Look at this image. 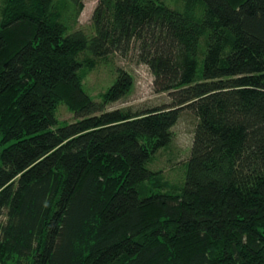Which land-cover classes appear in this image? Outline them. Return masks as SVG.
<instances>
[{
	"label": "trees",
	"instance_id": "obj_1",
	"mask_svg": "<svg viewBox=\"0 0 264 264\" xmlns=\"http://www.w3.org/2000/svg\"><path fill=\"white\" fill-rule=\"evenodd\" d=\"M82 10L0 0V264H264V0H97L90 34ZM134 49L170 105L107 111L132 77L100 103L84 77ZM184 110L185 179L166 187L148 164Z\"/></svg>",
	"mask_w": 264,
	"mask_h": 264
},
{
	"label": "rangeland",
	"instance_id": "obj_2",
	"mask_svg": "<svg viewBox=\"0 0 264 264\" xmlns=\"http://www.w3.org/2000/svg\"><path fill=\"white\" fill-rule=\"evenodd\" d=\"M165 6L179 12L185 11L186 0H160ZM83 10L79 14L76 25L72 28L90 34L91 18L97 5V0H82ZM203 6L196 3L192 10L193 16L200 19ZM118 70L127 72L133 80L130 92L119 101L106 106L107 111L120 110L141 112L148 109L170 105L168 93H156L153 86V76L149 69L137 62L135 49L129 54L109 55L98 60L97 66L87 72L83 80L84 92L97 103L101 102V96L116 81ZM56 119L60 124L75 122V116L64 105H60L56 111ZM197 119L188 110L179 115V119L172 131V142L166 148L159 150L153 157L148 169L157 172L159 182L166 187L181 186L185 179V163L189 157L193 141L194 129ZM143 190L148 189L145 184ZM150 187V186H149Z\"/></svg>",
	"mask_w": 264,
	"mask_h": 264
}]
</instances>
